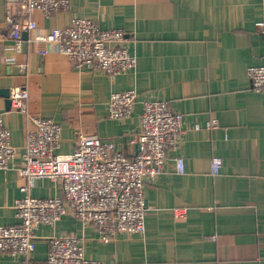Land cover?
Returning a JSON list of instances; mask_svg holds the SVG:
<instances>
[{"label":"crops","instance_id":"crops-1","mask_svg":"<svg viewBox=\"0 0 264 264\" xmlns=\"http://www.w3.org/2000/svg\"><path fill=\"white\" fill-rule=\"evenodd\" d=\"M5 0H0V90L28 92L27 110L5 106L0 115L17 153L0 168V224L18 222L14 203L23 183L18 167L27 115L49 118L61 127L55 153L74 150L79 133L113 140L128 156V138L139 130L142 101L166 99L183 114L176 150L184 172L170 159L144 185L147 212L142 234H120L103 241L93 226L70 213L35 230L34 259L46 256L52 235L82 238L86 257L105 264H264V94L254 92L246 69L264 64V35L255 22L264 18V0H69L65 10L45 15L36 9V28L24 32L19 51L4 34ZM74 17L93 18L101 28H120L135 55L131 70L110 75L77 69L54 44L28 42L36 33L67 25ZM41 47L47 48L40 54ZM134 88L128 117L107 116L110 94ZM214 119L215 126L206 123ZM198 124L199 128H194ZM222 158L217 174L210 158ZM29 193H60V183L38 178ZM175 206L187 207L176 218ZM18 254H0V264H24Z\"/></svg>","mask_w":264,"mask_h":264},{"label":"built area","instance_id":"built-area-1","mask_svg":"<svg viewBox=\"0 0 264 264\" xmlns=\"http://www.w3.org/2000/svg\"><path fill=\"white\" fill-rule=\"evenodd\" d=\"M69 0H5L3 28L12 41L9 48L19 51L22 33L34 30L32 17L38 9L45 15L65 10ZM256 30L264 35V18L255 22ZM29 43L54 44L77 69L101 70L110 75L131 70L136 57L124 45L125 32L120 28H101L89 17H74L63 27L36 33L26 39ZM47 48L41 47L40 54ZM247 78L254 92L264 94V64L250 65ZM137 92L134 88L115 91L107 102V116L123 119L130 115ZM28 92L24 87L9 89L10 106L26 113ZM27 131L22 148V164L18 167L23 183L14 203L18 222L0 224V254H18L24 264H105L86 257L82 238L75 234L52 235L48 239L46 256L34 259L35 230L41 223L54 224L70 213L85 225L94 227L103 241L116 239L120 234H142L147 206L144 185L160 174L171 159L177 173L184 172L180 155L169 157L176 150L183 132V114L172 109L166 99L142 101L139 130L128 138L135 152L128 156L116 148L113 140L97 134L79 133L74 150L55 153L60 143L61 127L49 118L27 115ZM207 127L216 125L214 119ZM194 128H199L194 124ZM17 153L11 143L10 131L0 115V168H8L9 160ZM222 158H210V171L217 174ZM49 178L60 183V193L40 197L29 193L35 180ZM177 218L186 215L187 207L172 209Z\"/></svg>","mask_w":264,"mask_h":264},{"label":"water","instance_id":"water-1","mask_svg":"<svg viewBox=\"0 0 264 264\" xmlns=\"http://www.w3.org/2000/svg\"><path fill=\"white\" fill-rule=\"evenodd\" d=\"M23 34L24 32L22 33V35ZM0 94H2L5 97V106L9 108L10 107L9 89L8 88L1 89Z\"/></svg>","mask_w":264,"mask_h":264}]
</instances>
